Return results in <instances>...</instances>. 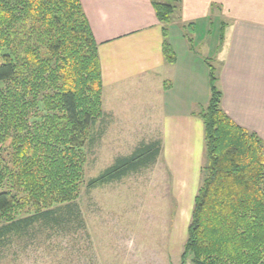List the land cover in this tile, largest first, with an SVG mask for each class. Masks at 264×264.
<instances>
[{
	"label": "trees",
	"instance_id": "trees-1",
	"mask_svg": "<svg viewBox=\"0 0 264 264\" xmlns=\"http://www.w3.org/2000/svg\"><path fill=\"white\" fill-rule=\"evenodd\" d=\"M163 25L164 61L175 62L166 26L181 0H149ZM221 24L219 41L223 40ZM193 49L192 39H188ZM203 124V164L181 260L264 264V141L222 109L214 67ZM97 43L80 0H0V248L39 231L81 227V188L154 166L160 139L140 142L85 180L92 127L104 117Z\"/></svg>",
	"mask_w": 264,
	"mask_h": 264
},
{
	"label": "crops",
	"instance_id": "crops-1",
	"mask_svg": "<svg viewBox=\"0 0 264 264\" xmlns=\"http://www.w3.org/2000/svg\"><path fill=\"white\" fill-rule=\"evenodd\" d=\"M80 2L97 43L103 111L105 98L111 101L112 95L142 90L150 96L157 120L145 123L144 131L152 133L147 141L161 140L159 159L169 168L173 190L191 198L192 206L204 154L203 124L196 112L206 106L210 91L208 57L195 52L193 42L190 48L184 30L199 31L204 52L215 54L224 112L264 141V0H181L166 26L175 53L172 64L164 61L163 25L149 0ZM212 18L220 19L219 31L224 24L216 47L207 39Z\"/></svg>",
	"mask_w": 264,
	"mask_h": 264
},
{
	"label": "rangeland",
	"instance_id": "rangeland-1",
	"mask_svg": "<svg viewBox=\"0 0 264 264\" xmlns=\"http://www.w3.org/2000/svg\"><path fill=\"white\" fill-rule=\"evenodd\" d=\"M211 21L207 39L216 47L220 19ZM183 35L186 42L192 39L195 52L205 54L217 68L215 54L207 55L200 45L204 40L198 39L199 31L185 29ZM127 92L104 100L106 114L92 127L93 140L86 148L85 180L99 175L115 157L128 155L152 135L144 131L146 122L157 120L150 96L142 90ZM179 194L161 158L154 166L119 181L94 189L82 187L75 205L81 227L71 223L4 246L0 264H191L190 257L181 260L191 198Z\"/></svg>",
	"mask_w": 264,
	"mask_h": 264
}]
</instances>
